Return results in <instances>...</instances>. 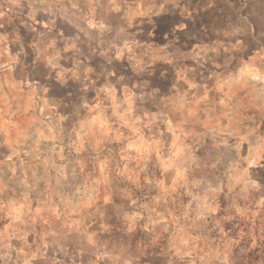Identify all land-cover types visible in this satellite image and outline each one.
Returning <instances> with one entry per match:
<instances>
[{"label":"rangeland","instance_id":"374dc122","mask_svg":"<svg viewBox=\"0 0 264 264\" xmlns=\"http://www.w3.org/2000/svg\"><path fill=\"white\" fill-rule=\"evenodd\" d=\"M157 1L0 0L10 139L34 123L16 82L62 77L85 25L130 65L72 114L82 165H0V264H264V0Z\"/></svg>","mask_w":264,"mask_h":264},{"label":"crops","instance_id":"0c3cea01","mask_svg":"<svg viewBox=\"0 0 264 264\" xmlns=\"http://www.w3.org/2000/svg\"><path fill=\"white\" fill-rule=\"evenodd\" d=\"M158 3L161 4V1L158 0ZM84 27L94 36L93 42L87 40V49L93 48L84 50L77 60L72 57L71 60L68 59L66 65L69 68L65 67L62 77L54 80L52 68L38 64L37 60H34L33 69L43 71V75L32 79L29 82L31 85L16 80V83L20 84L19 90L24 92L26 88L29 90L34 123L31 129L20 131L17 138L12 140L9 133L3 129L5 121L0 118V165L83 164L79 157L85 154L81 144L87 135L81 130L72 135L69 130L70 122L76 120L72 114L80 110L84 113L86 107L96 105V101L99 100L107 103L115 101L119 87L124 84L122 77L130 70L128 61L117 69L116 51L112 48L104 52L102 46L95 41L96 35L114 34L116 28L113 25L103 29L94 26L91 30L88 25ZM222 69L225 70L227 67ZM70 71L75 72L72 77L69 76ZM3 90L0 92V102L3 101L7 105L10 97L4 86ZM92 122L97 126L100 118L93 119ZM9 196L11 197L9 201L15 199L13 195ZM12 212L15 218L13 217L10 226L2 229L0 233L14 239L18 214H15L14 210Z\"/></svg>","mask_w":264,"mask_h":264}]
</instances>
